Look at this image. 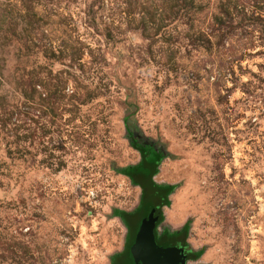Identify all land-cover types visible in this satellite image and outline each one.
<instances>
[{
    "label": "rangeland",
    "instance_id": "rangeland-1",
    "mask_svg": "<svg viewBox=\"0 0 264 264\" xmlns=\"http://www.w3.org/2000/svg\"><path fill=\"white\" fill-rule=\"evenodd\" d=\"M165 192L183 264H264V0H0V264H117Z\"/></svg>",
    "mask_w": 264,
    "mask_h": 264
},
{
    "label": "water",
    "instance_id": "water-1",
    "mask_svg": "<svg viewBox=\"0 0 264 264\" xmlns=\"http://www.w3.org/2000/svg\"><path fill=\"white\" fill-rule=\"evenodd\" d=\"M157 220L154 213L141 220L130 249L134 264H183L185 256L181 247H164L156 242Z\"/></svg>",
    "mask_w": 264,
    "mask_h": 264
},
{
    "label": "trees",
    "instance_id": "trees-1",
    "mask_svg": "<svg viewBox=\"0 0 264 264\" xmlns=\"http://www.w3.org/2000/svg\"><path fill=\"white\" fill-rule=\"evenodd\" d=\"M146 168L149 169V175L143 178H135V181L142 188L144 193V209L139 214H136L130 218V225L132 227V236H131V244H133L137 229L141 220L149 213H154L156 217L159 215V210L165 203V192L160 187L156 186L152 181V176L155 171V164H145ZM160 246H175L167 243H158ZM117 264H134L133 259L131 257L130 251L127 252L125 256H123Z\"/></svg>",
    "mask_w": 264,
    "mask_h": 264
}]
</instances>
